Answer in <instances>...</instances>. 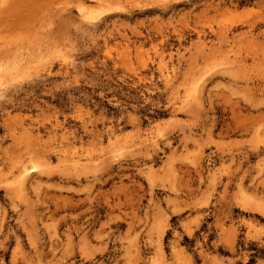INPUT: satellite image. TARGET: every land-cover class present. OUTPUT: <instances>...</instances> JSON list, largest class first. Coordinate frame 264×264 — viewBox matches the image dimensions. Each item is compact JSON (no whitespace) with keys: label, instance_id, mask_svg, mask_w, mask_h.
<instances>
[{"label":"rangeland","instance_id":"rangeland-1","mask_svg":"<svg viewBox=\"0 0 264 264\" xmlns=\"http://www.w3.org/2000/svg\"><path fill=\"white\" fill-rule=\"evenodd\" d=\"M0 5V264H264V0Z\"/></svg>","mask_w":264,"mask_h":264},{"label":"bare ground","instance_id":"bare-ground-1","mask_svg":"<svg viewBox=\"0 0 264 264\" xmlns=\"http://www.w3.org/2000/svg\"><path fill=\"white\" fill-rule=\"evenodd\" d=\"M1 6V5H0ZM0 9H1V7H0ZM4 9V8H3ZM86 10H89V8L87 9V8H85V7H81L80 9H79V12H80V15H86V14H88L89 13V11H86ZM1 11V10H0ZM1 12H3V11H1ZM24 41H26V40H24ZM24 41H20V43L21 42H24ZM19 43V42H18ZM26 44L28 43V41H26L25 42ZM24 43H21V44H19V45H23ZM15 45H16V43H15ZM18 46V45H17ZM27 46V45H26ZM25 45H24V50H26L25 49V47H26ZM3 47V46H2ZM2 47L0 48V51H1V49H2ZM13 47V50H12V52H14V51H16V50H14V45L12 46ZM23 47V46H22ZM31 47V46H30ZM30 47H28L27 46V48H30ZM4 48V47H3ZM6 48V47H5ZM18 48H19V46H18ZM38 48V47H37ZM21 49V47L19 48V50ZM22 49V50H23ZM31 49H33V47H31ZM40 49V48H39ZM39 49H38V51H39ZM4 50V52L3 51H1L0 53H1V56H0V74H6V73H8V71L7 70H11L10 71V76L13 74V73H15L16 71H18L17 69V67H20L21 66V68L20 69H22V67L24 66H26L24 63H26V64H29L30 63V60H29V57H27V56H29L30 54L33 56V54L34 53H36L35 51V48L33 49V50H35L34 52L33 51H31V52H33V54L32 53H27V56H25V51H24V56H23V54H21V53H23V51L21 52V51H18V52H21L20 54L19 53H17L18 54V56H16V57H14V55L16 54H13V56L12 57H14L12 60H11V62H7L8 60V58H10V56H11V51L9 52V51H6V50H8L7 48H6V50L5 49H3ZM10 50V49H9ZM28 50V49H27ZM30 50V49H29ZM16 51V52H17ZM8 52H9V54L10 55H7L8 54ZM29 52V51H28ZM3 54V55H2ZM30 55V56H31ZM11 57V58H12ZM26 57L28 58V60H29V63H27V59H26ZM35 57V56H34ZM9 64L12 66V67H8L9 66ZM22 64H24V65H22ZM8 75V74H7ZM9 76V75H8ZM0 83H1V80H0ZM191 91H193V90H191ZM190 90H189V93L191 92ZM192 93V92H191ZM190 93V94H191ZM0 94H1V92H0ZM149 135V134H148ZM147 136V135H146ZM151 135H149V137H150ZM153 136V135H152ZM148 137V138H149ZM151 139V138H150ZM74 155V154H73ZM76 155H78V154H76ZM72 157V156H71ZM79 158L81 157V156H78ZM77 156H73L69 161L71 162V164H72V167H76L77 166V164L79 163V158H78ZM86 159H87V156L85 157ZM84 158V159H85ZM83 159V160H84ZM85 159V160H86ZM89 159H90V157H89ZM97 159V158H96ZM82 160V161H83ZM88 160V159H87ZM92 160H93V157H92ZM91 160V161H92ZM81 162V161H80ZM22 168V167H21ZM19 169L20 170V172L18 173V175H15L16 177L14 178L15 180L17 179V178H23L24 176H26V174H27V171H28V169L27 168H22V169ZM12 177V179L10 178V180H13V177H14V175L12 174L11 175ZM19 179H17V180H19ZM25 179V178H24ZM14 181V180H13ZM20 181H22V180H20Z\"/></svg>","mask_w":264,"mask_h":264}]
</instances>
